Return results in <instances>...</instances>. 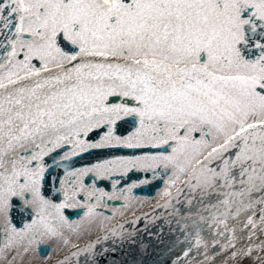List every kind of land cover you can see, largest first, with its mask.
<instances>
[{"label": "snow or ice", "instance_id": "obj_1", "mask_svg": "<svg viewBox=\"0 0 264 264\" xmlns=\"http://www.w3.org/2000/svg\"><path fill=\"white\" fill-rule=\"evenodd\" d=\"M148 221L167 264H264V0H0V264H99Z\"/></svg>", "mask_w": 264, "mask_h": 264}, {"label": "water", "instance_id": "obj_2", "mask_svg": "<svg viewBox=\"0 0 264 264\" xmlns=\"http://www.w3.org/2000/svg\"><path fill=\"white\" fill-rule=\"evenodd\" d=\"M154 208L137 215V217H143L145 213L154 214ZM177 213L176 218L179 219V213L183 212L185 215L189 214L190 209L186 203L176 204ZM171 212V208L168 209ZM163 212V210H161ZM196 209H191V213L194 215ZM135 218L129 221L116 224L115 227L119 229L123 226L125 231L134 230L137 225L133 223ZM164 228L163 235L152 236L151 233L157 231V225H153L151 221H148L147 231H141L139 234H135V244L125 242L121 244L119 241H115L117 245L116 251L112 252V241L109 242V252L107 255H101L99 257V264H167L169 259V248L173 243V235L169 233L167 225H159ZM140 229L145 228V222L141 219L138 225ZM174 227V226H173ZM175 235L179 236V233ZM177 251L179 248L177 247ZM56 258L45 264H56Z\"/></svg>", "mask_w": 264, "mask_h": 264}, {"label": "flooded vegetation", "instance_id": "obj_3", "mask_svg": "<svg viewBox=\"0 0 264 264\" xmlns=\"http://www.w3.org/2000/svg\"><path fill=\"white\" fill-rule=\"evenodd\" d=\"M130 127H131L130 124H124L121 127V131L126 132ZM123 151L126 153L129 152V150H123ZM109 154L110 153L107 150L102 151V152H98V153L85 154L82 157L75 158L74 161L66 162L65 166L66 167H73V166L74 167H83V166H86V165H89L91 163L96 162L98 159H103V158L107 157ZM58 175H63V168L54 170L52 172L53 179H55ZM138 176H141V174L140 173L130 174V180H136ZM103 183L105 185H107L106 181ZM161 187H162V185H161ZM56 188H58V185H56L55 187L49 185V196H50V198H56V199L60 198V197H57ZM135 191H136V194L139 198L138 202H134V205H135L134 210L137 212V214L141 213L145 210H148V209L154 207L155 205H157L155 203V201H156V198L158 196L159 190L155 184L138 188ZM66 214L69 215L72 220L77 219V214L75 212L68 211ZM13 215L15 217V222L18 225L22 226V224L24 222H27V219H28L27 213L24 212V210L21 209L19 206H17ZM129 216L130 217L133 216L131 212H129L128 215L126 217H124L123 219H125ZM123 219L118 218L119 221H121ZM55 251H57L55 246H52V247L42 246L37 258L40 259L41 255H45L46 259H52V258L58 256V255H56Z\"/></svg>", "mask_w": 264, "mask_h": 264}, {"label": "rangeland", "instance_id": "obj_4", "mask_svg": "<svg viewBox=\"0 0 264 264\" xmlns=\"http://www.w3.org/2000/svg\"><path fill=\"white\" fill-rule=\"evenodd\" d=\"M57 251H55L56 252V255H60V252H59V250L58 249H56ZM55 255V256H56ZM43 261V260H42ZM42 261L40 260V259H38L37 258V264H42ZM46 262H48V260L46 261Z\"/></svg>", "mask_w": 264, "mask_h": 264}, {"label": "bare ground", "instance_id": "obj_5", "mask_svg": "<svg viewBox=\"0 0 264 264\" xmlns=\"http://www.w3.org/2000/svg\"><path fill=\"white\" fill-rule=\"evenodd\" d=\"M138 215V214H137ZM134 217L133 216H129V217H127V218H125V219H123V220H121V221H119L117 224H119V223H122V222H124V221H129L130 219H133ZM45 264V263H44Z\"/></svg>", "mask_w": 264, "mask_h": 264}]
</instances>
